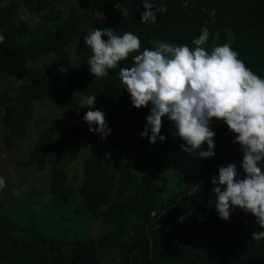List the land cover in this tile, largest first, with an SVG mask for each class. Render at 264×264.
<instances>
[{
    "label": "trees",
    "instance_id": "trees-1",
    "mask_svg": "<svg viewBox=\"0 0 264 264\" xmlns=\"http://www.w3.org/2000/svg\"><path fill=\"white\" fill-rule=\"evenodd\" d=\"M59 2L22 0L3 6L0 0V33L5 37L0 42V82L8 77L22 85L16 97L0 95L3 126L23 130L32 119L34 104L42 99L75 112L86 107L81 99L88 95H96V105H105L113 97L121 107L106 120L111 129L106 138L80 126L65 128L59 138L42 133L29 159L17 164L45 171L51 153L65 156L76 143L108 144L115 134L119 139L108 152L85 159L76 218L67 221L55 216L76 199V187L68 182L67 171L56 158L51 162L50 220L42 222L35 218L36 210L28 212L22 206L9 213L0 211V264H264V240L252 238L254 232L264 230L256 218L236 208L224 220L215 208L211 180L219 167L232 163L240 178L245 175L236 134L219 120L213 129L215 155L203 158L195 171L176 174V193L164 197L156 184L164 165L149 153V139L141 136L150 105L134 107L118 75L120 67L131 66L136 53L96 79L87 64L91 49L84 39L94 29L110 28L117 35L136 34L140 50L155 47L151 42L156 40L194 47L192 40L207 24L206 50L228 43L246 67L264 78V0H187V7L185 0H151L157 13L155 23L141 22L143 0H80L67 18L55 9ZM161 5L167 7L166 13L158 11ZM20 7L36 13L40 23L31 28ZM212 9L214 15H210ZM72 44L80 61L69 69ZM49 54L68 70L65 92L57 89L50 70L31 66ZM172 125L167 117L162 118L161 134L166 139L157 140L162 152L180 148L184 142L173 136ZM14 200L16 205L20 202ZM74 219L77 226L83 220L98 222L104 232L91 237L74 231L68 234ZM56 224L57 234H48L45 228L55 229Z\"/></svg>",
    "mask_w": 264,
    "mask_h": 264
},
{
    "label": "clouds",
    "instance_id": "clouds-1",
    "mask_svg": "<svg viewBox=\"0 0 264 264\" xmlns=\"http://www.w3.org/2000/svg\"><path fill=\"white\" fill-rule=\"evenodd\" d=\"M142 4L141 22L155 23L157 13L151 0H143ZM158 11L166 13L167 7L161 5ZM214 14L212 9L210 15ZM4 39L0 33V42ZM84 39L91 49L87 64L96 79L107 76L109 69L136 53L131 66L120 67L118 75L134 107L150 105L141 136L151 143L166 139L161 134L164 117L174 125L173 136L185 142L182 150L200 158L215 155V132L210 126L213 119L222 120L236 134L234 142L243 150L240 167L245 175L240 178L232 163L219 167L218 175L211 180L215 186V208L224 220L240 208L251 213L264 229V78L246 67L228 43L206 50L203 46L209 39L207 24L192 40L194 47L156 40L151 42L155 47L140 50L141 41L136 34L117 35L110 28L94 29ZM95 100L96 95L81 99V104L89 109L83 120L90 132L103 139L111 129L105 114L95 109ZM203 144L207 150H201ZM4 185L5 177L0 176V188ZM252 238L264 240V230L254 232Z\"/></svg>",
    "mask_w": 264,
    "mask_h": 264
},
{
    "label": "rangeland",
    "instance_id": "rangeland-1",
    "mask_svg": "<svg viewBox=\"0 0 264 264\" xmlns=\"http://www.w3.org/2000/svg\"><path fill=\"white\" fill-rule=\"evenodd\" d=\"M22 0H2V5L7 6L12 2L20 3ZM80 0H60L55 5V9L67 18L70 13L78 7ZM19 11L23 13L28 25L33 28L40 23L36 13L25 12L20 7ZM70 50V66L69 69L76 66L80 61L77 56L74 44ZM35 68H47L56 78L57 89L65 92L68 88V70H64L57 64L56 57L53 54L41 57L31 63ZM21 83L13 78L3 77L0 82V95L16 97L20 93ZM121 107V104L113 97L109 98L105 105H96L95 109H99L105 114V120L112 118L115 112ZM89 109L86 107L78 112L70 109H60L53 105L49 100L42 99L33 108L32 119L28 125L20 131L5 128L3 126V117L5 111L0 109V176L5 177V185L0 188V211L9 213L15 206H22L28 212H37L36 219L39 218L42 222H47L51 218L49 208V190L51 187V169L52 159L58 162L68 173V182L76 187V199L68 204L64 210L58 211L56 217H64L67 221L71 218H76V207L81 205V198L78 194V187L81 186L84 180V161L89 156L97 152H108L110 148L118 141L119 135L112 136L111 141L100 143L95 146L84 141L76 143L72 151L68 155H59L51 153L48 166L45 171L39 170L37 167L22 168L17 163L27 161L34 151L35 145L42 133H49L55 138H59L64 129L72 126H80L89 128V125L83 120L85 112ZM223 122V121H222ZM221 123V122H220ZM214 126L219 124V120L213 121ZM95 127V125H93ZM173 129L174 126L172 125ZM11 129V130H10ZM174 140V139H173ZM183 142L182 144H184ZM206 144L201 146V150H205ZM148 151L151 155L158 156L164 167L163 171L156 175V184L164 197L176 193L177 191V175H186L190 171H195L200 166L203 158L189 154L180 148L172 147L166 152H162L158 142L150 144ZM177 174V175H176ZM31 192H33L31 194ZM20 201L16 202L15 200ZM20 215V211H16ZM92 222V221H91ZM86 222L78 225L76 219L70 223L68 234L77 232L86 237L99 236L104 232L102 226L98 222ZM68 223V224H69ZM51 226L45 228L48 234H57L56 230ZM103 264H110L105 261ZM115 264V263H114Z\"/></svg>",
    "mask_w": 264,
    "mask_h": 264
}]
</instances>
